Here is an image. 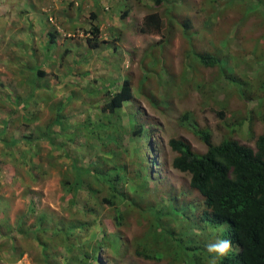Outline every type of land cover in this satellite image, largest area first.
I'll return each instance as SVG.
<instances>
[{
	"label": "rangeland",
	"instance_id": "obj_1",
	"mask_svg": "<svg viewBox=\"0 0 264 264\" xmlns=\"http://www.w3.org/2000/svg\"><path fill=\"white\" fill-rule=\"evenodd\" d=\"M77 1L45 0L47 4L41 8L46 19L38 17L42 29L36 42L45 43L49 32L56 34L59 44L54 47L56 51L47 68L50 80L36 81L39 88L33 89L29 100L28 88L34 83L28 81L31 75L25 60L31 57L20 46L22 40L13 34L23 31L26 36L28 32L29 48L33 35L27 26L37 16L33 9V13L29 11L32 0H0V131L7 121L10 138L17 141L9 151L0 145V227L7 219L6 224L16 230L20 217L27 219L26 226H34L41 215L49 216L59 228L61 221L85 220L88 227L82 242L96 243L103 230H115L114 209L101 203L110 191L97 182L107 179V186L112 187L117 166L121 170L119 176L128 172V178L134 177L133 183L128 182L131 185L123 187L125 202L117 206L124 212V225L118 229L127 240L132 243L141 238L149 223L154 231L165 236L169 228L165 222L169 219L163 217L174 213L173 242L186 249L181 251L177 246L175 256L179 257L177 252L184 254L182 264H208L206 244L228 239L229 224H211L209 230L205 223H200L204 201L190 187V176L172 167L176 153L171 151L168 141L182 139L197 154L205 153L207 148L194 134L192 123L207 129L213 144L229 138L253 147L254 140L264 134V0H163L159 7L150 0H114L120 10L115 13L119 33L116 37L111 35L103 22L99 41L108 43H101L86 61L80 54L88 47L86 40L92 38L88 13L85 10L83 22L71 28L65 21L69 17L67 11L72 13L69 5H59L67 2L76 6ZM81 6L86 7L84 3ZM20 8L23 10L18 13ZM126 9L131 11L129 17L121 19L120 12ZM139 11L160 14L166 40L157 44L160 36L139 32ZM183 23L189 24L187 29ZM40 33L44 36L40 37ZM65 47L71 52L61 59L59 54ZM40 50L43 53L46 48ZM202 56H213L219 64L202 65ZM54 72L61 75L52 77ZM125 77L131 78L133 97L111 116V127L99 131L93 122L108 99L101 88L118 90ZM18 106L22 108L16 109ZM185 111L190 112V117L181 122L179 118ZM133 121L142 133H132ZM50 122L54 124L51 127ZM91 130H95L96 137ZM45 131H51L46 140L25 138L31 132H35L33 137L42 132L38 137L44 138ZM108 134L119 136L118 145L108 139ZM152 141L155 148L146 150V144ZM88 169L91 177L85 183L101 191L94 196L83 185L75 203L62 184L66 180L74 183ZM148 170L152 179L144 181ZM140 187L142 192L133 191ZM135 197L141 205L150 204L146 207L150 213L152 206L157 211L153 209L156 213L151 221L139 210L134 211L132 204L125 210L126 202ZM84 205L97 212L85 216ZM37 233L43 234L41 230ZM62 234L66 236V231ZM17 239L18 249H10L3 243L5 239H0V264H41L38 251L24 246L21 236ZM103 239L100 244L109 246L108 238ZM34 246L37 247L35 243ZM24 247L26 254L15 262ZM93 248L96 250V246ZM117 249L112 247L111 254H120ZM236 251L233 245L230 254ZM59 252L62 264H69L66 250L61 247ZM109 258L106 254L102 262L108 263ZM117 261L116 264H154L131 255H123ZM168 263L167 258L159 264Z\"/></svg>",
	"mask_w": 264,
	"mask_h": 264
},
{
	"label": "trees",
	"instance_id": "obj_2",
	"mask_svg": "<svg viewBox=\"0 0 264 264\" xmlns=\"http://www.w3.org/2000/svg\"><path fill=\"white\" fill-rule=\"evenodd\" d=\"M151 1L155 7H159L163 4V0ZM127 13L128 11L125 10L122 16H120L121 19H123ZM182 25L185 29L189 26L188 23H183ZM99 32L98 26L91 27L90 34L92 38L87 39V45L90 49H96L101 43H106L105 41H99ZM139 32L142 35L160 36V40H158L157 44L167 38V32H163L162 18L158 12L148 13L144 16L139 27ZM53 40L50 41L53 42ZM199 61L202 65L207 67H214L219 64L217 58L213 56H202ZM41 72L36 71V73L34 72L29 76L28 81L30 84L34 83L33 87H31L32 89L37 87L35 82L38 78L42 77L41 75L43 74ZM108 88L109 86H102L101 88L102 94L108 96V99L100 107L99 118L93 122V126L97 125L99 131H106L109 129L111 127V116L118 113L119 110L123 108V105L133 97V86L130 77H125L122 80L118 90L109 91L110 89ZM101 89L99 91H101ZM141 91L142 86L139 89V92ZM70 99L71 97L68 98V100ZM167 110H169V108H167ZM131 114L132 111H130V115ZM219 115H221V113ZM189 117L190 112L185 111V113L180 116L179 121L183 122ZM58 119L59 118L55 119L56 123ZM11 121L13 122V120ZM87 121L90 124L89 118H87ZM3 125L0 131V145L3 149L5 148L8 150L12 148V146H15L17 141L10 138V126H8L7 121H4ZM53 125L54 124L50 122L49 127ZM190 126L193 127V130L195 129L194 134L206 146V152L197 154L184 140L171 138L168 141V146L172 152L176 153L171 165L175 170L190 176V187L202 197L204 201V211L200 223H205L209 230H211V224H229L226 235L228 239L233 242L237 251L234 254L229 253L226 258L219 261V264H264V134L259 135L254 140L253 147L240 144L229 138L222 140L219 144H213L211 141V134L207 129L198 128L193 123ZM61 127H63V125ZM132 127L133 134L142 133L141 128L137 127L135 122ZM62 129H66V127L64 126ZM91 132H93L92 136L96 137L95 130H91ZM34 133L35 132L29 133L25 138L46 140V138L48 139V137H50L51 131H45L46 135L44 138L38 137L42 132L37 135V137H33ZM110 138L113 139L111 141L118 145V135L111 134L108 136V139ZM155 145L153 141L146 144V150L149 151V149H154ZM104 146L107 147L106 144ZM112 153L114 154V152ZM6 154L7 152H5V155ZM24 155H26V153H24ZM113 159H116V157L114 156ZM115 167L117 173L114 177L115 181L113 180L112 187L107 186V179L97 182L99 185H104L103 189L110 191L109 197L101 199V203L114 209L115 230H103L99 239L96 240V243L82 242L88 227L85 220L61 221L58 222L61 224V228H59L57 223H51L50 217L47 215L39 216L37 218V223L33 224L34 226H26L27 219H25V217H20L16 224V230L12 226L6 224L7 219H5L3 221V226L0 227V239H5L3 243L10 249H18L20 246L17 247L16 245L17 238L18 235L21 236L24 246L27 245L29 249L32 247L38 251V262L41 264H62L61 254L59 252V248L61 247H63L66 250V254L70 256L71 262L69 264H104L102 259L106 254L110 256V260L106 264H116L118 262L117 260L123 255H131V257L136 259L154 264L164 262L167 258L170 259V263L168 264H182L184 254L181 255L177 252L179 257L175 256L178 245L176 246L173 242V236H175L176 232L174 220L172 219L174 213L163 217L164 220L165 217L169 219L165 222L169 227L166 230L167 233H165V236L160 235L156 230L154 231L151 223H149L144 233H141V238L131 243L118 229L124 225V212H121L117 206L125 202V195L122 192L123 187L128 184L131 185L134 182V177L131 179L128 178L131 177L128 172L119 176L121 170L119 171L118 167ZM127 168V166H124L123 169L127 170ZM88 171L90 170L88 169L85 171V176L79 180L76 179L74 183H71V180H66L62 184L65 191L71 194V200L75 201V203L77 201L75 196L82 189L83 185H85L88 188L87 191L94 196L101 191V189L85 183L86 179L91 177ZM147 174L148 176L144 178V181L145 179L146 181L152 179L149 170ZM140 176L142 177L141 173ZM110 177L112 178L113 176ZM141 188L142 187L133 191L138 194L142 192ZM162 190L163 189L160 190L161 194L164 193ZM172 199L174 200V197H172ZM139 203H141L139 199H136V197L132 198L129 202H126L125 210H128V206L132 204V207H136L134 211L139 210L145 215L146 220L151 221L152 214H155L157 211L152 206V211L150 213L146 209L147 205H150L148 202L142 205ZM71 204L74 205V203ZM161 204H163V200ZM153 209L156 212H154ZM165 209L167 208L165 207ZM93 211L96 210L84 205L83 214L85 216L88 212V215L95 214ZM168 211L167 209V212ZM173 211H175V209ZM125 226H127V224ZM39 230H41L43 234L37 233ZM65 231L66 236H63L62 233ZM48 232L51 233L48 235ZM201 233H204L203 228L201 229ZM105 236L108 238L109 246L102 245L99 242L100 239V241H105V239H103ZM34 243L37 247L34 246ZM94 246H96V250L93 248ZM112 247H118L117 250L120 251V254L118 252L117 256L112 255ZM178 247L182 249L181 251L186 250L183 248L185 247L184 245H179ZM26 249L27 248L24 247L20 250L15 262L21 260L22 256L26 254Z\"/></svg>",
	"mask_w": 264,
	"mask_h": 264
},
{
	"label": "crops",
	"instance_id": "obj_3",
	"mask_svg": "<svg viewBox=\"0 0 264 264\" xmlns=\"http://www.w3.org/2000/svg\"><path fill=\"white\" fill-rule=\"evenodd\" d=\"M121 1L122 0H120V3H121ZM146 1H148V0H146ZM146 1L143 0V1H139V2H146ZM45 3H46L45 0H39V1L38 0H32L31 5H30V9H29V11L31 10V13H33L32 12V9H33V11H34L33 15L35 14L37 16V17L33 18L28 23V26H27L28 29H31V33L33 35V37L29 38L30 40L32 39V44H29V46L31 48L33 47L34 50H32L30 47L28 48V46L26 45L27 44L26 37L29 35L28 32H27L26 36L23 34L24 33L23 31H21L18 34H16V33L13 34L14 37H17L19 40H22V41H20L19 44H20L21 47H25L26 48V55L30 56L31 58L33 57V61L32 62H31V58H28L27 60H25V61H27L26 62V67L28 65L27 71L29 72V74L30 75L33 74L30 70H33V72H35V73H36V71H40V72L42 71L41 73L43 75H41L42 77L38 78L37 81H49L50 80V78L48 76L49 73L47 72V68H49V61L51 60V55L53 53H55V51H56V48H54V47H56V45L59 44L58 40H56L57 39L56 38V34L49 33V32L46 33V36H48V38H47V40H45V43L42 42V43L39 44V41L36 42V38H37L36 36H37L38 32L42 29V27H40L38 25V21H39L38 17L40 19H43V20H44V18L46 19V15L43 14V11H42L43 9L41 10V8H44L46 6L47 3L46 4ZM78 3H80L81 5L84 3L86 5V7L87 6L89 7V9H86V7L84 8L83 6H81ZM65 4L69 5V9L68 10L71 9V12H72V13H69L67 11V14H68L69 17H67L66 20H65L66 23H67L66 26L74 28V27H76L75 25H78L81 22H83V19L81 17H82V15L85 14V10H86L87 13H88V19L91 21L90 22V27L98 26V28L100 30L101 24L103 25V22L104 23L106 22L108 30H109V33H111V35H114L115 37L118 35V33H119L118 32V26L116 25V22H115V20H117L118 17H117V15H115V13L117 11H120V10L118 9V6H116L114 4V0H78L77 2H75L76 6H73L74 4H72V3L69 4L67 2H63V3L59 4V5H65ZM78 5H80V6H78ZM20 7H21V5H20ZM22 10L23 9L20 8V10H18V13L21 12ZM126 10L128 11V13H127V15L125 17H127L130 14V12H131L128 9H126ZM124 11L125 10H123L122 13L120 12V15L123 14ZM138 15H139V17H140V19L142 21L144 16H146L147 14H142L139 11ZM110 22H112V23L110 24ZM99 33L101 34V32H99ZM41 36L43 37L44 34L40 33V37ZM53 37H54V40H53ZM99 37H100V35H99ZM33 40H34V44H33ZM50 40H53V42H51ZM86 43H87V40H86ZM107 43H108V41H106L105 44H107ZM40 47L44 48V49L46 48V50L43 53H40V51H41ZM27 48H28V50H27ZM93 50H95V49H90L89 47L86 46V49L83 50V52L80 54L82 59H84V61H86L87 60V56L90 53H92ZM70 52H71L70 48L69 47H65L63 52H61L59 54V58L66 59V57L68 56V54ZM31 64H33V65H31ZM41 73H39V74H41ZM60 75H61V73L54 72L52 77L53 76L54 77H58ZM38 88L39 87L37 86L35 89H38ZM28 89H29L28 90V95L26 96V98H29L30 97L29 94L33 92V89L31 87L28 88ZM20 108H22V106L21 107L20 106L16 107V109H20ZM14 119H16L15 116H14Z\"/></svg>",
	"mask_w": 264,
	"mask_h": 264
},
{
	"label": "clouds",
	"instance_id": "obj_4",
	"mask_svg": "<svg viewBox=\"0 0 264 264\" xmlns=\"http://www.w3.org/2000/svg\"><path fill=\"white\" fill-rule=\"evenodd\" d=\"M206 251L209 255L208 264H219V261L226 258L233 247L230 239H216L206 244Z\"/></svg>",
	"mask_w": 264,
	"mask_h": 264
},
{
	"label": "built area",
	"instance_id": "obj_5",
	"mask_svg": "<svg viewBox=\"0 0 264 264\" xmlns=\"http://www.w3.org/2000/svg\"><path fill=\"white\" fill-rule=\"evenodd\" d=\"M51 2H53V3H55V2H58V1H60V0H50Z\"/></svg>",
	"mask_w": 264,
	"mask_h": 264
}]
</instances>
